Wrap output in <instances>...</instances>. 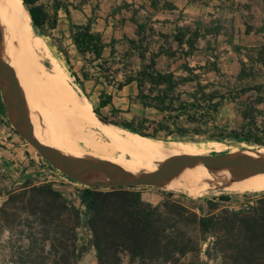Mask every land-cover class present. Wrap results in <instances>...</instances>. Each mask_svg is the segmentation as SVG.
<instances>
[{"label": "trees", "instance_id": "obj_1", "mask_svg": "<svg viewBox=\"0 0 264 264\" xmlns=\"http://www.w3.org/2000/svg\"><path fill=\"white\" fill-rule=\"evenodd\" d=\"M37 1L22 0V3L32 28L41 36H51L56 28V13L50 16ZM63 7L68 13L67 7ZM200 37L198 32H178L175 41L184 58L194 54ZM146 39L139 30L138 39L128 41L131 49L147 63L141 70L129 71L116 84V90L136 83L137 94L131 100L145 110H153L157 118H120L122 111L112 105V96L105 90L98 94L94 115L104 124L145 139L241 140L264 148V111L258 109L264 105V83L235 87L216 63L210 61L197 67L184 64L185 75L160 72L156 69L160 53H151L146 58ZM72 41L80 56H89L90 66L79 77L67 54L62 52L76 84L83 88L84 81L94 80L97 85H112L107 61L102 57L105 44L101 36L91 33L88 24L72 29ZM252 49L260 51L256 61L264 66V45ZM245 67L246 63L240 61L235 77L238 84L253 80L245 73ZM249 93L256 94L255 100L244 106L242 124L229 130L219 125L217 119L224 105L236 104ZM108 106L109 115H102L100 110ZM256 114L262 116L261 124ZM136 189L84 187L79 194L83 210L48 184H24L9 191L0 207L4 227L11 232L10 219L26 217L17 226L21 228L18 239L27 245L11 251L17 260L12 264H47L46 261L78 264L89 249L94 252L96 264H209L214 259H219L221 264H264V194L234 209L224 205L230 200L228 196L192 207L173 200L172 192L163 194V201L154 205L145 202ZM81 226L89 231L90 237L79 245L77 230ZM34 228L39 229L38 237Z\"/></svg>", "mask_w": 264, "mask_h": 264}, {"label": "crops", "instance_id": "obj_2", "mask_svg": "<svg viewBox=\"0 0 264 264\" xmlns=\"http://www.w3.org/2000/svg\"><path fill=\"white\" fill-rule=\"evenodd\" d=\"M81 1L38 0L37 3L50 16L56 13V28L51 31V36L63 39L68 46L66 48L68 54L78 60L76 62L78 70L75 69V72L79 77L82 70L87 71L90 68L87 63L89 56L83 57L77 53L72 41V29L89 24L91 33L101 36L105 44L102 57L107 61L106 67L114 82L112 85L101 86L94 80H87L83 82L81 89L86 92V85L92 84V88L97 92V106L98 94L101 90H105L112 96V105L122 111L120 114L122 119L124 115H131V118H148L146 114L153 111L145 110L139 103L131 100L137 94L136 83L124 86L120 91L116 90V84L122 82L129 71L141 70L147 63L146 60H141L128 44L129 40L138 39L139 30L147 37L146 58L151 53H160L156 58V69L160 72H173L177 76L185 75L182 66L186 63L190 67L203 66L207 59L194 60L199 53H206L208 49L215 48V41L219 43L225 41L229 46L239 45L250 48L264 45V0H212V3H203L201 0L195 2L191 0H83V3ZM220 4H223L225 8L221 7L220 10ZM63 6L67 7L68 13ZM242 9H248L252 14L249 30L243 22L245 11ZM221 12L226 13L230 18L229 24L224 25L220 19H217ZM216 27L215 32H208L215 30ZM179 31L198 32L201 35L196 43L197 50L189 58H184L179 52L175 41ZM183 48L185 49V45ZM166 52H173L175 55L170 57ZM98 86H100L99 89ZM3 104L0 98V123L3 117H8L7 109ZM133 110H139V113L135 115ZM109 111L108 106L101 109L100 113L105 112L104 115H109ZM95 121L101 126L104 125L98 116ZM7 130L9 131L10 128L7 129L2 123L0 139L4 140L7 148L0 150V177L6 178L3 186L0 187V202L5 199L9 191L15 190L20 184L17 182V160L22 161L27 157L26 150L19 152L15 148L17 146L14 143L15 135L11 136L10 132H6ZM2 133L5 136H1ZM20 168L24 170L22 178L33 176V167L23 163Z\"/></svg>", "mask_w": 264, "mask_h": 264}, {"label": "rangeland", "instance_id": "obj_3", "mask_svg": "<svg viewBox=\"0 0 264 264\" xmlns=\"http://www.w3.org/2000/svg\"><path fill=\"white\" fill-rule=\"evenodd\" d=\"M201 1H203V3L205 2L212 3V0H201ZM220 5H221L220 10H221V7L225 8V6H222L223 4H220ZM242 10L245 11L243 15V22L246 25V29L249 30V25H251L250 23L252 20V17H251L252 14L249 12L248 9H242ZM217 19H220L221 23L224 25L225 24L227 25L230 22V18H228L227 14L226 13L224 14L223 12H221L220 15L217 16ZM216 29L217 27L215 28V30H212V31L209 30L208 32H215ZM33 42H34V46L36 48L37 53L41 56V63L44 67V71L49 74H57L58 79L64 85L63 89L66 92V96L69 98H71L72 96V98H74V101L79 105H83L86 102L89 106L91 105V112H93V108L97 106V101H96L97 92L94 91V89L92 88L91 86L92 84L88 83L86 85L85 87L87 90L86 92H83L84 89H81L80 86L76 84V81L72 77L71 70L66 63V59L64 58V54L62 52H65L67 54V58L69 60V63L73 71H75V69L78 70V66L76 64L78 60L72 55L68 54L67 49H66L68 46L67 44H65L63 39H57L54 36H41L40 34H38L36 30L33 29ZM215 42H216L214 43L215 48L213 47V48L208 49L206 53L205 52L199 53L196 56L194 61H199V60L201 61V60L207 59L210 62H215L217 67L226 76L227 80L230 81L231 85L235 87L236 86L240 87L241 85H244V84L253 85V84H258V83H264V66L256 61L259 58L258 54L260 53V51H255L254 49L250 47H246V46H239V45L229 46L225 41H222L220 43L218 41H215ZM3 57L9 61V59L5 55H3ZM240 61H243L246 63L245 73L253 77V80H247L242 84H238L235 81V77L240 70ZM16 71L18 72L17 69ZM208 77L213 78V75L209 74ZM22 81L24 84L25 95H26V106H27V109H29L28 108V105H29L28 87L23 79ZM44 81L45 79L43 78L42 83H44ZM222 82L225 83V80H222ZM97 88L99 89L100 86H98ZM69 89L71 92L69 91ZM255 95L256 94L254 93H249L248 95L242 96L239 102H237L236 104L226 103L219 113L217 123L223 127H226L228 130L238 128L242 124V114L245 109L244 106L249 102V100L250 102L254 101ZM50 97L52 98L50 99L52 100L53 103L57 102V98L55 97V95L51 93ZM0 98L2 99V96ZM68 105L70 106V104ZM37 108L40 109L39 107ZM258 109L261 111H264V105L258 106ZM138 113H139V110L138 111L133 110V114L136 115ZM101 114L104 115L105 112L103 113L101 112ZM146 115L149 119L157 118V116L155 117V114L153 111L150 113H147ZM28 116H29V119L33 123H35L39 128L43 129L41 124L37 120H34V117L29 114V111H28ZM94 116H95V119H93V121L91 120L92 121L91 123H88L86 120H80V121H77L78 123L77 122L74 123L77 128L76 131L78 130L77 132H79L80 136H82V138L79 141H77L78 143L77 145L83 151H85L84 154L86 155V157H83V158H89L93 160H102V161H107L108 159H110L111 161L117 160V156L119 154L116 153V151L111 147L109 138L106 136V133L109 130L114 131L115 133H117L118 135H120L121 137L125 139H128L129 141L136 140L140 142L143 139V140L152 141L156 143L159 142V143H165L168 145L169 144L175 145L174 152H172V154L168 155L167 157L171 155H175V154H179L177 156H180V155H183V153L203 154V155L230 154V153L231 154H241V153H244L250 150L253 152V151H259L258 149H264V148L256 147L252 144H247L241 140H209V139L200 138V137L170 138L165 141L145 139L135 134L117 129L111 125L104 124L101 126L95 121L96 115ZM256 116L259 121V124H261L262 116L259 114H256ZM123 118L129 120L131 118V115H124ZM2 123L3 125L7 127V129L10 128L9 131L8 130L6 131L7 133L10 132L11 136L15 135L14 143L15 145H17L15 148L19 152H22V150H26L25 153L27 155V157L25 158H24L25 155L24 154L22 155V157L24 158L22 161L19 159L17 160V164H18L17 182H20V184H18L15 190H18L24 184H27V185L48 184L52 187V189L59 192L63 197L71 201L73 205H75V207H77L80 210H83V207L81 206V203H80L79 194L76 193L77 192L76 185H79L80 187V184L74 181H72L73 182L72 184L55 183L54 175L51 174L52 168L49 166V164L44 159L40 157V155L31 146H29L25 141H23L15 133V131L11 127L8 117H3ZM2 123H0V125H2ZM47 133L49 134L56 148L63 154H66L65 153L66 150L64 152V149L62 148V146L54 142V135L56 134V132L50 131ZM1 136H5V134L2 133ZM0 142H1L0 150L6 149L7 145L6 143H4V140L0 139ZM188 143H194L195 145H189ZM177 156H174V157L172 156L168 160L169 161L173 160ZM127 158L129 159L128 156ZM165 158H161L158 156V157H155L153 160H156L157 162H159L160 163L159 166H160L162 160ZM23 163L27 164L28 167H33L34 169L32 172L33 176H29L28 178H24V177L22 178V175L24 174L23 172L24 170L22 171L21 170L22 168H20V166H22ZM123 165H118V166H123ZM159 166L155 167L153 170H155ZM5 181H6L5 177H0V187L3 186ZM81 187L84 188L85 186L81 185ZM136 188L137 189L135 191L140 192L141 198L145 202L152 203L154 205L160 204L163 201V197H162L163 194L172 192L174 193V196L172 198L173 200L180 201L181 203L188 205V206H192V207L202 206L204 201H213V200L217 201L218 197L220 196H228L230 200L224 205H226L229 208H234V209H239L241 206L245 205L248 201L256 199L261 194H264V190L263 191H229V190H224V189L223 190L217 189L215 187L209 190L200 191L199 193H195V194H192L188 190L187 191L186 190H168V189H165L164 187L163 188L136 187ZM102 190H106V189H102ZM5 199L2 202H0V207L2 203L5 201ZM23 219H26V217L25 216H21V217L15 216L14 218L10 219L11 222L9 223L10 225L9 227H11V232L8 230V228L4 227L6 225L3 224L2 220H0V264L16 263L17 260L13 256L11 251H17V249L20 246L24 247L25 245H27V242L21 241L20 239H18V231L21 228H19L17 225H18V222ZM29 220L33 221L32 219H29ZM38 232H39V229L34 228V233L36 237H38ZM77 233H78V238L80 239L79 245L86 243L90 237L89 231L83 226H81L77 230ZM205 247L206 246L204 245L203 248ZM48 249H49L48 245H46V250ZM46 263L50 264L49 261H46ZM78 264H96L93 250L89 249L88 253H86L82 257V259L80 260ZM209 264H221V262L219 259H214L210 261Z\"/></svg>", "mask_w": 264, "mask_h": 264}, {"label": "bare ground", "instance_id": "obj_4", "mask_svg": "<svg viewBox=\"0 0 264 264\" xmlns=\"http://www.w3.org/2000/svg\"><path fill=\"white\" fill-rule=\"evenodd\" d=\"M0 50L2 55H5L11 62L4 58L5 63L12 69L20 84L25 102L26 95L22 79L28 87L29 114L43 128H39L30 120L40 142L47 148L60 152L47 133L54 131L56 132L54 142L61 145L64 152L66 150L67 155L79 158L86 157L85 151L77 145V141L82 136L77 132L78 130L76 131L77 128L74 123L80 120L91 123L95 119L94 113L91 112V107L86 102L79 105L72 96L71 98L66 96L63 89L64 85L58 79L57 74H49L44 71L41 56L34 46L31 19L28 11L24 9L22 0H0ZM11 64L18 70L20 75ZM43 78L45 79L44 83H42ZM51 93L55 95L57 102H52ZM106 136L109 138L111 147L119 154L117 160L111 161L108 159L107 161L116 165L125 164L120 167L127 171H151L160 164L153 160L155 157L165 158L174 152L175 145L143 139L140 142L136 140L129 141L112 130H109ZM188 144L195 145L194 143ZM258 150L264 152V149ZM250 152L252 151L230 154L239 156ZM177 155L179 154L163 159L161 165L156 169L170 163L172 160L169 161L168 159ZM214 187L229 191H263L264 175L238 180L234 176L217 172L211 167L201 166L188 169L164 186L168 190H188L192 194Z\"/></svg>", "mask_w": 264, "mask_h": 264}, {"label": "water", "instance_id": "obj_5", "mask_svg": "<svg viewBox=\"0 0 264 264\" xmlns=\"http://www.w3.org/2000/svg\"><path fill=\"white\" fill-rule=\"evenodd\" d=\"M0 93L15 133L31 146L51 168L70 180L93 189L155 187L165 184L190 168L211 167L238 180L264 175V152L245 155L183 154L167 165L152 171L135 172L108 161L69 156L47 148L38 139L28 116L20 84L4 61L0 50Z\"/></svg>", "mask_w": 264, "mask_h": 264}, {"label": "built area", "instance_id": "obj_6", "mask_svg": "<svg viewBox=\"0 0 264 264\" xmlns=\"http://www.w3.org/2000/svg\"><path fill=\"white\" fill-rule=\"evenodd\" d=\"M51 174H53L54 175V182L55 183H64V184H72L73 182H72V180H70L69 178H67L66 176H64L63 174H61L59 171H57V170H55V169H51ZM57 178V179H56ZM77 187H76V193L77 194H80V192L83 190V188L81 187V185H80V187H79V185H76Z\"/></svg>", "mask_w": 264, "mask_h": 264}]
</instances>
